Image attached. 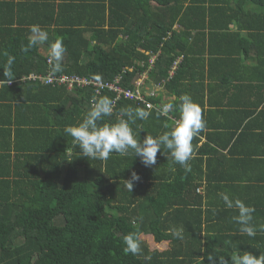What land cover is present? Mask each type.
Masks as SVG:
<instances>
[{"label":"trees","instance_id":"16d2710c","mask_svg":"<svg viewBox=\"0 0 264 264\" xmlns=\"http://www.w3.org/2000/svg\"><path fill=\"white\" fill-rule=\"evenodd\" d=\"M36 6L42 13L36 19L28 12L19 19L40 25L50 41H63V71L56 75L77 74L106 83L121 75V86L133 88L145 74L141 88L149 96L119 98L113 115L104 117V122H114L121 108L128 106L147 110L145 100L177 105L182 94L203 85L205 73L211 78L218 61H224L218 53L238 36L237 31H227L233 21L251 31L249 41L241 38V47L261 45L255 40L264 43V0H44ZM29 35V27L15 28L0 42V81L6 79L4 53L16 58L12 83L0 84L1 130L10 137L8 125L14 123L21 139L37 137L38 142L42 133L53 138L47 148L39 146L43 153L37 156L21 153L26 164L13 173L5 169L6 155L0 153V264H201V257L208 264L210 254L229 260L237 251L264 255V204L259 198L245 203L255 209L257 231L249 237L238 224L228 222L229 209L219 195L215 201L209 196L204 200L197 192L205 184L207 195L223 191L234 197L235 188L245 187L230 172L225 171L229 179L205 173L199 136L192 141L194 157L188 172L160 152L151 168L131 154L113 153L107 162L80 156L64 128L89 110L94 88L68 90L28 79L31 73L50 71L48 54L39 52L40 45L22 51ZM43 47L48 49L47 43ZM177 60L175 72L169 75ZM229 91L227 87L224 97ZM98 96L113 99L114 93L103 89ZM191 97L201 106V99ZM147 111L151 113L147 120L137 119L131 125L141 140L166 131L164 124L178 115L175 107L167 117L157 109ZM239 151L230 152L236 156ZM131 170L141 179L130 193L124 180ZM181 226L183 239L170 234V228ZM129 232L139 233L142 253L151 255V261L123 252L122 236Z\"/></svg>","mask_w":264,"mask_h":264},{"label":"crops","instance_id":"0c3cea01","mask_svg":"<svg viewBox=\"0 0 264 264\" xmlns=\"http://www.w3.org/2000/svg\"><path fill=\"white\" fill-rule=\"evenodd\" d=\"M43 2L44 0H0V42L4 40L5 34H10L15 28H28L30 21L20 22L19 18L24 12H28L36 19L38 14H42L38 12L36 4ZM227 31H237L238 36L230 40L222 53H218V57L224 58V61H218L211 78L205 73L203 85L189 91L193 98L201 99L203 118L206 120V131L199 136V145L205 151L202 168L210 178L229 179L225 176V171L230 172L231 177L232 175L237 177L235 182L245 187L242 190L235 188L234 197L231 198H238L250 204L259 198V202L264 204V43L255 40L261 45L246 49L241 47V38L249 41L248 34L251 31L239 27L238 21L229 23ZM39 52L45 56L48 54V49L40 45ZM206 59L209 57L207 56ZM207 66L208 64L205 70L209 72ZM227 87L230 91L228 96L224 97ZM0 119L3 120V117L0 116ZM8 126L12 130L11 135L5 137L1 130L4 125L0 120V153L6 155L5 169L13 173L26 164L24 159H21L23 157L21 153L37 156L43 153L39 151V146L47 148L53 137L42 133L38 142L37 137L33 140L28 136L21 139L16 136L15 124ZM35 144L38 146L36 149ZM17 146L29 150L20 151ZM232 149L242 152L233 156L230 152ZM71 152V149L67 151L68 156ZM61 167L64 170L67 165L63 164ZM225 179L220 180L219 183L224 185ZM205 181L203 178L202 182ZM204 185L197 188L199 189L197 192L204 197V200L209 196L215 201L218 193L223 192L214 191L207 195ZM235 215H237L235 209L228 210L229 223H234L232 217Z\"/></svg>","mask_w":264,"mask_h":264},{"label":"clouds","instance_id":"9594fccd","mask_svg":"<svg viewBox=\"0 0 264 264\" xmlns=\"http://www.w3.org/2000/svg\"><path fill=\"white\" fill-rule=\"evenodd\" d=\"M30 35L26 45H22V51L28 52L37 45H48V64L50 73L56 74L63 71L62 60L66 52V47L61 39L49 40V34L40 25H29ZM7 57L3 66V76L6 78L0 84L9 85L15 76L13 64L15 57L4 53ZM176 69L172 68L169 75ZM159 87V86H157ZM179 103H167L163 105L161 115L167 117L174 110L178 112L170 122L164 124L166 131L156 137L145 135L141 140L138 133L134 132L131 125L136 120H147L150 112L144 108H133L128 106L121 108L117 119L114 122H104V117H111L114 111V102L107 96H93L89 101V110L76 124L64 128V132L72 137L73 147L78 146L80 156L87 159L107 162L110 156L115 153L120 157H138L140 163L151 168L157 164V153L171 159L173 163L181 165L186 172L191 170L188 163L194 157L193 139L206 131V120L203 118L201 106L196 103L189 94H182ZM142 130V129H141ZM174 171V169H173ZM140 175L131 170L128 179L124 180V186L131 193L136 183L140 181ZM220 199L228 209H235L237 215L233 216V221L240 226L239 231L249 237L256 235L257 228L253 224V213L255 209L247 206L238 198H231L227 192L218 193ZM215 212V209H213ZM142 217L138 218L142 222ZM135 222V221H134ZM264 228V226H261ZM184 227H173L169 229L172 236L183 239ZM124 245L123 252L142 257L144 261H151V255H143L142 241L137 232H129L122 236ZM201 264L204 258L201 257ZM208 264H264V255H253L250 252L237 251L230 260L224 255H208Z\"/></svg>","mask_w":264,"mask_h":264},{"label":"built area","instance_id":"2783aa9c","mask_svg":"<svg viewBox=\"0 0 264 264\" xmlns=\"http://www.w3.org/2000/svg\"><path fill=\"white\" fill-rule=\"evenodd\" d=\"M153 58L149 60V63H153ZM48 62V59H47ZM178 64V60L174 61V66L173 68L175 69ZM131 70V68H129ZM126 69H123L122 72H125ZM28 79H33V80H38L40 83L43 85H64L68 90H74L78 88H94V96H98L103 89H107L108 91H111L114 93L113 97V102L115 104V101H117L119 98H128L132 100H144L143 95L145 97L149 96L148 93L145 94L142 92V84L144 83L145 80V74L141 75L136 79L134 82V87L133 88H123L121 86V80L122 76L118 75L116 78L113 79L112 82H101V81H96V80H91L89 78H86L84 76H79L77 74H51L50 71L46 72V74H29L27 76ZM158 88L157 86L155 89ZM155 89L150 88L149 92L150 95L153 94V90L155 92ZM154 95V94H153ZM165 104H159V103H153L150 101L145 100V106L147 110L151 109H157L161 112L162 107ZM199 191V189H197Z\"/></svg>","mask_w":264,"mask_h":264},{"label":"rangeland","instance_id":"374dc122","mask_svg":"<svg viewBox=\"0 0 264 264\" xmlns=\"http://www.w3.org/2000/svg\"><path fill=\"white\" fill-rule=\"evenodd\" d=\"M146 239H147V242L149 241V242H148V243H149V246H150V247H153L154 244L152 243V239L150 238V236H146ZM162 248H163V246L160 247V249H162Z\"/></svg>","mask_w":264,"mask_h":264}]
</instances>
